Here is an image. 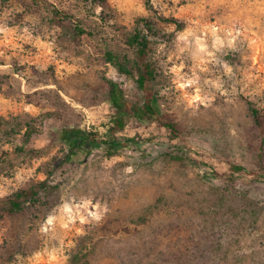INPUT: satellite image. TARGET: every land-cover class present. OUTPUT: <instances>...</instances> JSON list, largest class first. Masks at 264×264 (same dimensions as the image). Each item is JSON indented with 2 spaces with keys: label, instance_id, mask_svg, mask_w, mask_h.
I'll return each mask as SVG.
<instances>
[{
  "label": "rangeland",
  "instance_id": "obj_1",
  "mask_svg": "<svg viewBox=\"0 0 264 264\" xmlns=\"http://www.w3.org/2000/svg\"><path fill=\"white\" fill-rule=\"evenodd\" d=\"M141 19L181 137L132 120L116 154L61 163L58 130L108 135L106 80L141 104L106 55L131 57ZM230 164L258 177L213 175ZM40 182L54 188L9 211ZM0 264H264V0H0Z\"/></svg>",
  "mask_w": 264,
  "mask_h": 264
},
{
  "label": "trees",
  "instance_id": "obj_2",
  "mask_svg": "<svg viewBox=\"0 0 264 264\" xmlns=\"http://www.w3.org/2000/svg\"><path fill=\"white\" fill-rule=\"evenodd\" d=\"M32 5L37 6L40 0H30ZM19 0H8L9 4H16ZM57 12V10H55ZM167 20V19H163ZM141 27H135L133 32L128 36L126 45L131 49V57L128 55L115 56L107 52V60L116 68L121 75L131 78L137 89L141 92V104L136 105L130 103L124 94L121 86L113 81L106 80L109 91L108 98L114 115L110 123L107 125L108 135L101 136L99 132L88 130L80 127H66L58 130L55 134L57 139L65 146V154L61 163H72L80 161L86 157L99 145H103L108 155L116 154L119 150L128 146L133 139H124L115 137V134L122 132L125 127L132 121L150 122L166 129L172 140L179 139L181 132L176 124L166 119L162 105L155 91V82L157 79V68L151 59L153 37L157 35L154 24L146 19H141ZM76 37L86 34L84 29L79 26L75 28ZM254 123L261 126L259 112L250 106ZM29 136V134L27 133ZM229 170L231 175L213 173L216 178L230 180L232 175L244 173L246 175H258L243 166L230 164ZM54 187H49L46 182H40L36 186L29 189H22L14 193L8 199L7 206L10 212H19L25 203L32 202L36 204L40 202V190L50 193Z\"/></svg>",
  "mask_w": 264,
  "mask_h": 264
}]
</instances>
